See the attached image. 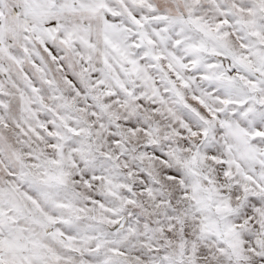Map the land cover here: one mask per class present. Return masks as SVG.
<instances>
[{"label": "snow or ice", "instance_id": "snow-or-ice-1", "mask_svg": "<svg viewBox=\"0 0 264 264\" xmlns=\"http://www.w3.org/2000/svg\"><path fill=\"white\" fill-rule=\"evenodd\" d=\"M0 264H264V0H0Z\"/></svg>", "mask_w": 264, "mask_h": 264}]
</instances>
